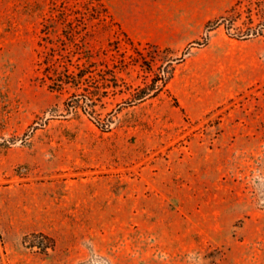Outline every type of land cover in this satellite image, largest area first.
I'll use <instances>...</instances> for the list:
<instances>
[{
	"label": "rangeland",
	"instance_id": "obj_1",
	"mask_svg": "<svg viewBox=\"0 0 264 264\" xmlns=\"http://www.w3.org/2000/svg\"><path fill=\"white\" fill-rule=\"evenodd\" d=\"M191 9L0 0V264H264V0Z\"/></svg>",
	"mask_w": 264,
	"mask_h": 264
},
{
	"label": "trees",
	"instance_id": "obj_2",
	"mask_svg": "<svg viewBox=\"0 0 264 264\" xmlns=\"http://www.w3.org/2000/svg\"><path fill=\"white\" fill-rule=\"evenodd\" d=\"M41 64L44 65L42 68V73L44 77L49 80V87L56 91H61L65 87L78 89V81L83 79L85 75V73H82V70L77 68L76 65L74 66V64H64L62 66L63 69L58 70V67H55L54 63H51L47 57L41 62ZM70 65L74 67L73 70L69 68ZM72 74H74L73 76L75 78L72 77ZM101 95L103 94H99V96ZM65 107L67 111H72L73 109H76V107H79V102L69 100L66 102Z\"/></svg>",
	"mask_w": 264,
	"mask_h": 264
},
{
	"label": "crops",
	"instance_id": "obj_3",
	"mask_svg": "<svg viewBox=\"0 0 264 264\" xmlns=\"http://www.w3.org/2000/svg\"><path fill=\"white\" fill-rule=\"evenodd\" d=\"M182 6H191L194 14H211L223 10V0H178Z\"/></svg>",
	"mask_w": 264,
	"mask_h": 264
}]
</instances>
